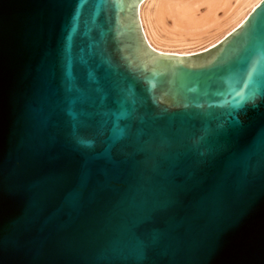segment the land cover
Listing matches in <instances>:
<instances>
[{
	"label": "water",
	"instance_id": "95a60500",
	"mask_svg": "<svg viewBox=\"0 0 264 264\" xmlns=\"http://www.w3.org/2000/svg\"><path fill=\"white\" fill-rule=\"evenodd\" d=\"M139 0H0V264H264V0L190 55Z\"/></svg>",
	"mask_w": 264,
	"mask_h": 264
},
{
	"label": "bare ground",
	"instance_id": "6f19581e",
	"mask_svg": "<svg viewBox=\"0 0 264 264\" xmlns=\"http://www.w3.org/2000/svg\"><path fill=\"white\" fill-rule=\"evenodd\" d=\"M259 0H139L137 15L155 50L190 55L234 29Z\"/></svg>",
	"mask_w": 264,
	"mask_h": 264
}]
</instances>
